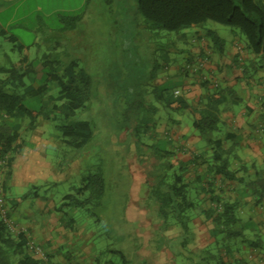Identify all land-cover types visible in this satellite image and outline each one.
<instances>
[{"label": "rangeland", "instance_id": "374dc122", "mask_svg": "<svg viewBox=\"0 0 264 264\" xmlns=\"http://www.w3.org/2000/svg\"><path fill=\"white\" fill-rule=\"evenodd\" d=\"M256 3L258 6H264V0H256ZM76 16H80L81 20L75 24ZM210 31L224 41L225 51H229L233 44L240 53L245 50L243 46L247 45V40L240 30L212 21L202 27H193L179 33L150 30L137 10V0H38V50L32 49L31 57H38L39 62H43L46 56L51 60L59 59L57 65L61 69L72 61L76 62V72L83 70L90 77L93 86L91 99L86 103V107L78 110L75 116L66 121L62 115L55 116L51 113L54 105L62 106L65 103V98L57 82L49 83L42 98L49 118L38 120L39 126L42 124L38 136L51 143L47 146L46 154L51 168L58 171L56 178L51 175L38 178L35 183L25 182L18 188H10L7 197L3 195V191L0 194V216H7L13 229L12 234H25L27 245L31 242L42 251L43 256L40 257L27 246L28 252L34 258L49 264V251L42 245L43 237L38 234V230L48 224L54 229L52 233L56 240L59 236L57 228H69L74 232L73 243L67 244L64 252L72 254L80 264H143L144 260L139 253L146 244L145 236L141 237V233L147 230L155 237L150 245L156 250L168 244V234L165 232L167 226L174 221L169 220L165 226V221L158 218L156 204L150 200L149 193L159 176L166 175L170 183L175 174H180V169L164 168L163 165L168 164L171 159L160 158L152 146L166 144L167 150L176 147L182 156H196L195 162L203 172L204 169L209 170V167L205 168V165L209 164V153L203 154L201 159L198 156L202 153L195 154V150L192 151L186 146H183V150L177 145L183 141V137L174 132L169 118H183L179 126L190 129L187 135V139H190L192 135H197L192 127V117L188 113L167 112L154 101L151 91L155 86L163 85L165 81V84L178 85L175 83L176 75L183 76L188 72L194 76L211 64L214 54H210L209 48L194 60H187L184 53L185 50L190 52L193 47L205 46L203 37L212 46L211 39L206 36ZM24 38L26 43L32 40L30 35ZM165 55L170 59L167 64L164 62ZM202 57L208 58V64L198 70L197 62ZM42 62L38 64V83H31L26 79L27 86L39 88L43 81L39 78V70L43 68ZM156 65H159V68L152 76L150 73ZM178 65L181 67L179 74L176 73ZM188 65L197 70H187ZM243 75H248V72ZM215 77L206 79L212 91L216 89V85L221 88L220 82L222 84V81L219 82ZM188 86L187 94H192L195 98L201 99L206 92L203 87L196 88L195 84ZM185 89L183 86L177 88L175 91H180L177 97L184 96ZM233 90L243 96L240 83H235ZM18 92L22 93L23 90L19 89ZM134 101H141L145 107L141 110L131 109V103ZM36 103L38 101H28L27 104L38 107ZM152 107L159 109L155 116L151 113ZM137 114L151 122L150 131H144V128L140 137L133 134L132 126L127 124V117L134 119ZM80 121L90 122L94 130V140L84 151H76L66 146L60 130L62 126ZM26 123L29 122H22ZM153 123H156L154 128ZM227 129L224 123H221L220 132L216 133L215 137L228 142L226 147L232 149V152L227 154L230 169L238 171V176L244 179V183L235 182L236 187L231 189V186H227L229 190L226 189V192L232 197L242 190L252 198H257L261 189L254 192L246 185L264 180V158L257 159L239 145L235 146V140L226 138ZM262 134L261 138H264V132L260 135ZM22 137L27 142L32 141V133L29 131L21 132ZM205 147L206 143L199 140L197 150L201 152ZM8 158L10 156L6 157V163ZM98 169L105 180V195L101 206L91 207L90 211L72 207L60 210L63 198L75 194L74 189L82 185L84 178ZM7 170V165L0 167L2 189ZM222 184L223 181L215 179L212 188L220 189ZM191 185L189 196L197 203L198 210L202 206L203 198H200L199 188L197 190L193 186H199V183ZM25 195L26 199L18 201ZM237 197L235 215L241 222L234 226V230H244V238L228 239L225 234H217L215 237L218 243L212 245L209 250L216 254L224 252L226 247H231L251 258L246 260L245 264H262L256 263L254 258L263 256L264 260V232L256 225L252 214L242 209L245 208L244 198ZM41 206H47L44 213L40 210ZM258 212L259 207L255 213ZM53 219L55 222L50 223L49 220ZM144 223L148 227L143 226ZM81 232L87 237H81ZM181 241L172 243L179 253L174 256L171 264H195V257L183 248ZM251 243H257V246L252 247ZM86 246L89 248L87 252L82 250ZM17 259L15 256L11 260ZM51 264L55 263L52 261ZM196 264L208 263L202 260Z\"/></svg>", "mask_w": 264, "mask_h": 264}, {"label": "trees", "instance_id": "16d2710c", "mask_svg": "<svg viewBox=\"0 0 264 264\" xmlns=\"http://www.w3.org/2000/svg\"><path fill=\"white\" fill-rule=\"evenodd\" d=\"M137 10L142 15L148 28L153 31H167L170 33H179L181 31L202 27L207 22L212 21L224 26L236 28L242 32L247 40L248 51L258 56L264 61V6H258L256 0H137ZM81 20L80 16L74 17L76 24ZM211 39L214 52L222 53L224 50V41L216 33L210 31L206 35ZM23 51V48H22ZM27 52L24 51L22 58L14 64L9 73L12 83V89L9 88V80L0 78V159L8 158L7 174L3 184V195L5 196L6 183L11 175V167L17 155L21 154L26 144L21 138L22 122L27 120L34 130L36 123L40 118H49L44 102L42 100L47 92L49 83L57 82L60 86V92L64 95L65 103L62 106L54 105L51 113L55 116L62 115L64 119L69 120L75 116L78 110L86 107L92 95V81L83 71L76 72L77 64L73 62L61 69L59 59H49L46 56L42 62L43 68L39 70L43 81L39 88L27 86L23 83V71L27 62ZM168 55H165L164 62L169 63ZM38 63V64H39ZM159 68L156 65L150 75L154 76ZM3 70L0 69V72ZM150 76L151 78H153ZM17 77V78H15ZM209 81H205L202 87L205 89V96L197 105H192L182 95L175 96V90L180 86L172 83L155 86L151 91L153 99L160 104L167 112L174 114L188 113L192 117V127L198 133L200 139L208 145H213V164L209 167L211 181L204 183V187L211 192L210 200L213 208L204 211L206 218L211 219L215 224L214 235L225 234L228 239L244 238L243 230H234V226L241 222L235 215L236 206L233 203L224 202L221 198L214 195L212 190L214 180L221 176L224 180L244 183V179L238 176V171L230 169V162L227 154L222 149V139L215 137L220 132L222 123V113L225 110L228 97L241 102L238 94L227 89L217 88L214 91L209 89ZM22 89V94L17 91ZM139 94V93H138ZM32 101L38 105H28ZM131 109L141 110L144 104L141 101L131 103ZM151 113L155 116L159 109L152 107ZM261 114L264 117V101L261 104ZM127 124L132 126V132L140 137L141 132L150 131L151 122L147 118L139 116L127 117ZM133 119V120H132ZM156 123H153V128ZM66 146L76 151L86 150L94 140V130L90 122L80 121L73 124H67L60 127ZM186 130H184V135ZM229 135V136H228ZM228 140H235L233 134H228ZM21 141V142H20ZM152 146L154 152L160 158H170L164 168L174 169L179 167L180 174H175L169 183L166 175L159 176L157 182L150 188L149 198L156 204L158 218L165 221V226L169 220L174 221L172 225L177 226L182 232L181 245L187 247L193 241V233L190 224L193 220V213L196 210L197 203L190 199L191 184L183 176V169L180 168L177 161L173 160L174 153L166 149V144ZM245 170V167H243ZM258 175V174H257ZM199 180V178H198ZM202 182V181H201ZM252 188L254 192L260 188L258 198L264 196V180L250 182L246 185ZM75 194L66 195L63 198L61 209L75 208L87 209L101 206L105 195V180L98 169L94 174L84 178L82 185L74 189ZM27 195L18 201L26 199ZM37 197V194H35ZM7 200V199H6ZM215 244L218 243L215 237ZM257 246V243H251ZM229 249V247H227ZM229 253L227 250L226 254ZM230 254V253H229ZM201 261L206 263L226 264L222 260V253L213 254L209 249L204 251ZM17 260H11L13 257ZM71 256L67 257L65 264L73 263ZM49 264L52 263V256L47 254ZM195 261V260H194ZM197 261H195V264ZM0 264H47L44 261L34 258L27 248V236L23 233L14 235L8 229L0 216ZM145 264V263H143Z\"/></svg>", "mask_w": 264, "mask_h": 264}, {"label": "crops", "instance_id": "0c3cea01", "mask_svg": "<svg viewBox=\"0 0 264 264\" xmlns=\"http://www.w3.org/2000/svg\"><path fill=\"white\" fill-rule=\"evenodd\" d=\"M26 35L32 36V40H30L29 43H26L25 41L24 37H26ZM202 41L203 43H206L205 46L201 45L200 48L193 47L190 52H187V50L184 51L186 59H197L203 52H206L207 48H209L211 50H209L210 54H214L211 64L207 65L204 71L195 74L194 76L190 75L188 72L186 73L185 71L183 76L176 75L177 78L175 83L186 88L183 91L185 94L184 97L192 105H197L201 102L205 94L201 99L195 98L192 94H187L188 85L195 84L196 88H202V84L205 81L213 76H216L215 78H217L219 82L222 81V84L220 82L221 89L236 92L233 90V85L235 83H240L243 96H238L242 99V101L237 102L236 100L228 97L225 110L223 111L221 117L222 123H224L226 128H228L227 135H234L235 146L239 145L240 148L247 150L249 154H253L257 159H263L264 138H261L263 137V134H260L264 132V117H262L261 114V104L264 101V61L258 56L251 54L247 49V45L243 46L245 48L243 51L244 53H240L238 51L239 49L236 48L234 44L231 46L229 51H225L224 47L223 52L219 53L214 52L212 46L207 43L205 37L202 38ZM32 49H35L36 51L38 50V0H0V69L3 70L0 72V78L2 80H9V77L11 76L9 70L14 64L19 62L24 54V51H26L28 59L23 71L20 72L24 75L23 83L26 84V79H29L31 83L37 84L38 57H31ZM180 68L181 67L178 65L176 73L179 74L178 70ZM246 71L248 72V75L244 76L243 73ZM8 82L11 90L13 81L9 80ZM165 83H167V81L163 82V84ZM17 94L22 93L17 91ZM169 119L173 124L174 132L183 137V141L179 142L177 145L183 150V146L190 148L192 151L195 150V154L202 153V155L200 154V156H198L201 157V159L204 155H207L206 152L209 153V164L205 165V168L210 167V165L214 162L213 145L206 144L204 150L199 152L196 148L199 140H201L198 133L195 131L197 135L194 134L190 139H187L190 129L188 127L182 128L179 126L180 123H182L183 118L174 119L170 117ZM40 126L37 121L35 129L30 130L31 126L29 123L22 124L21 132L29 131L32 133V141L27 142L22 137V141L25 142L26 146L22 150L21 154L16 156L12 164L11 175L6 183V197L10 188H18L25 182L35 183L38 178H45L50 175L53 178H56V173L58 171L51 168L46 154L47 146L49 144L51 145V143L46 140L43 141L39 138V128L42 127ZM184 130H186V134L182 136V134H184ZM226 144H228V142L223 141L222 149L225 154H230L232 149L229 150L226 147ZM169 150L174 153L173 160L177 161L180 168L183 169L182 174L186 181L189 183L194 182V184L199 183V186L194 185L193 187L195 189L199 188V190H197L200 193V198H203L201 200L202 206L198 210L194 211L193 220L190 224V228L194 236L193 241L184 248L185 250L187 249L193 257H195V261L199 262L201 261V257L204 256V251L208 250L216 242L214 235L215 224L211 219L206 218L204 214V211H208L210 208L214 207L210 200V190H208L206 186L203 189L204 183L211 181V177L209 170L207 171V169H204V172H206L205 174L202 168H199L197 162H195L196 156H182L177 152L176 147H173V149L170 148ZM236 156L239 158L238 155ZM200 162L201 161H199V165L201 164ZM220 178L222 177L217 176L215 179H217V181H223L222 188L220 187L219 189L216 187L215 189H212L214 191V195L221 198L224 202L235 204L236 208L238 201L237 196H242L244 198L243 206L245 207L242 209H246L245 212L252 214V218L256 221V225H258V227H260V229L264 232V196L262 198H252L250 194L240 190L239 193L236 191L237 193L231 197V195H228L226 192L229 190V187L227 186H231V189H234L236 187L235 182L224 179L220 180ZM46 207L47 206H41V212L44 213V211L47 210ZM258 207L259 212L256 214L255 212ZM143 215L146 217L145 214ZM49 222L54 223L55 219L52 221L49 220ZM49 225L50 224L46 227L40 228L38 230V234L43 237L44 244L42 245L47 249V251H49L48 254L52 256V261L55 264H65L67 262V257L70 255L72 262L78 263L75 261L76 258H74L72 254L64 252V247L67 244L73 243L72 238L75 237L74 232L70 231L69 228H57V235L59 236L56 240L53 238L52 233L54 229L51 226L49 227ZM142 225L147 226L145 223ZM29 230L31 231V229ZM166 230L167 231L165 233L168 234V244L157 250L154 246L150 245L151 242L155 240V237L151 235L150 231L147 230L141 233V237L145 236L144 240L146 246L141 248L139 254L145 264H171L174 256L178 255V249L175 246H172V243L175 242L177 244L179 240H182V232L175 225L168 227ZM146 233L148 235H145ZM79 235L82 237L84 234L81 232ZM86 237L87 236L84 235V238ZM82 250H86L87 252L89 251V248L86 246L83 247ZM227 250H229L230 254H226ZM221 253L222 260L226 264H245L244 262L246 260L251 259L248 258L244 252H240L239 250L234 251L231 247H229V249L226 247L224 252ZM262 258L263 256H259L254 258V261L256 263L262 262L263 264L264 260H262Z\"/></svg>", "mask_w": 264, "mask_h": 264}, {"label": "built area", "instance_id": "2783aa9c", "mask_svg": "<svg viewBox=\"0 0 264 264\" xmlns=\"http://www.w3.org/2000/svg\"><path fill=\"white\" fill-rule=\"evenodd\" d=\"M207 62H208V58L207 57H202L201 59L198 60L196 68L198 70L199 69L200 70L203 69L207 65ZM193 68H192V65H188L186 67V69L189 70V71H192ZM197 69H195V70H197ZM216 87H217V85H216ZM179 95H180V91H175V96H179ZM5 159H0V167L7 165ZM2 191H3V189H2V186L0 185V194L2 193ZM1 218L5 222V224L7 225L8 229L12 233L13 229H12L11 225L9 224L7 216L5 214H2ZM27 246L30 249V251H32L33 253L37 254L40 257L43 256L42 251L40 250V248L39 247H35V245L33 243L29 242ZM43 259H45V258L43 257Z\"/></svg>", "mask_w": 264, "mask_h": 264}]
</instances>
